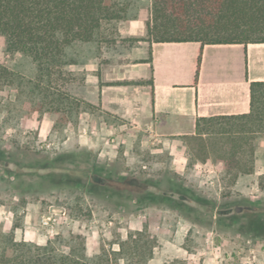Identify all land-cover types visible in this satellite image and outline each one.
I'll use <instances>...</instances> for the list:
<instances>
[{"label":"rangeland","instance_id":"obj_1","mask_svg":"<svg viewBox=\"0 0 264 264\" xmlns=\"http://www.w3.org/2000/svg\"><path fill=\"white\" fill-rule=\"evenodd\" d=\"M143 5V0H130L128 16ZM117 24L107 32L108 41L70 48L77 62L53 79V85L80 101V112L92 114L88 118L81 119L80 112L68 118L63 110L42 103L40 95L29 97L14 85L0 89V229L13 231L17 240L38 244L76 236L84 240L89 256L102 248L117 250L129 232L144 231L146 239L154 242L146 264H264V236L240 228L243 212L264 210L262 174L236 178L212 151L213 135L155 136V127L146 121L135 125L131 117L84 98L94 96L86 88L90 78L84 64L90 58H132L127 51L132 39L122 37ZM0 63L35 79L32 60L20 52H5L1 38ZM111 83L106 84L115 85ZM80 122L96 129L90 135L98 138V144L80 142ZM104 145L111 147L108 152ZM57 154L67 157L64 165L70 173L61 184L32 175L35 170L30 165ZM70 156L80 161L79 167ZM92 161L107 169L110 179L125 178L128 184L115 182L118 187L134 193L149 188L172 198L144 204L125 197L107 199L95 185L91 186L97 195L89 194L82 171ZM262 167L255 162V170ZM148 179L158 185H148ZM175 189L189 196L181 202Z\"/></svg>","mask_w":264,"mask_h":264},{"label":"trees","instance_id":"obj_2","mask_svg":"<svg viewBox=\"0 0 264 264\" xmlns=\"http://www.w3.org/2000/svg\"><path fill=\"white\" fill-rule=\"evenodd\" d=\"M129 7L130 0H0V38L4 51L20 52L36 66L35 79H26L0 63V89L14 85L29 97L40 95L42 103L63 110L68 118L74 113L78 115L80 101L53 85L54 76L77 62L69 53L70 48L108 41L107 32L116 22L129 17ZM142 39L202 44L264 42V0H151ZM250 94L249 113L197 120V134L213 135L212 151L235 176L239 172L254 171V143L258 137H264V81L252 82ZM66 159L64 154L38 159L30 165L35 170L32 175L42 182L61 184L63 177L70 175L64 165ZM72 159L79 167L80 161L76 157ZM82 172L87 178L86 191L92 195H97L91 186L95 185L107 199L125 197L144 204L156 198H172L149 188L134 193L127 187H118L115 182L128 184L123 182L125 178L110 179L111 173L98 167L95 161ZM145 182L158 185L149 179ZM175 192L179 193L181 202L188 195L178 189ZM241 216L245 217L241 230L264 236V210L249 209ZM76 238L58 236L38 244L17 240L13 231L0 229V264H119L120 259L125 264H146L153 255L154 242L146 239L144 231L129 232L119 241L117 250L102 248L93 256L86 253L84 240Z\"/></svg>","mask_w":264,"mask_h":264},{"label":"crops","instance_id":"obj_3","mask_svg":"<svg viewBox=\"0 0 264 264\" xmlns=\"http://www.w3.org/2000/svg\"><path fill=\"white\" fill-rule=\"evenodd\" d=\"M143 1L137 14L117 24L118 33L132 39L127 49L132 58H90L84 64L90 78L86 88L94 96L84 98L114 110L110 112L131 117L135 125L146 121L155 127V136L159 137L197 134L200 118L249 113L250 84L264 81V42L202 44L144 40L151 0ZM135 81L139 84H133ZM110 82L115 85L106 84ZM91 115L82 111L79 117L86 119ZM94 132L96 129L80 122V142L98 144V138L90 135ZM254 146V164L264 165V137H258ZM109 148L103 147L106 152ZM262 168L239 172L236 178L263 174Z\"/></svg>","mask_w":264,"mask_h":264}]
</instances>
